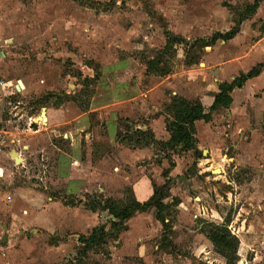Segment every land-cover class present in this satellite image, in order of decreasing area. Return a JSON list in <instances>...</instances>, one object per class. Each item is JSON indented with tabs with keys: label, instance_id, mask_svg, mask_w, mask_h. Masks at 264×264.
Wrapping results in <instances>:
<instances>
[{
	"label": "rangeland",
	"instance_id": "1",
	"mask_svg": "<svg viewBox=\"0 0 264 264\" xmlns=\"http://www.w3.org/2000/svg\"><path fill=\"white\" fill-rule=\"evenodd\" d=\"M252 5L253 0H0V80L23 82L4 101L3 145L11 146L14 134L27 128L45 136L33 139L23 162L0 171V247L9 248H0V264H225L213 247L203 259L192 257L198 255L195 247L205 245L198 235L209 233L218 216L222 221L215 226L238 240L236 264H264V131L253 141L243 139L244 131L239 143L231 137L230 113L216 114L211 132L202 131L206 141L220 130L224 154L236 156L235 146L242 153L236 162L215 163L223 174L202 173L206 153L174 156L144 137L154 145L148 164L124 150L132 148L128 139L143 145L130 132L156 110L173 117L168 100L205 103L244 62L258 59L264 1L257 10ZM229 33L239 36L211 43ZM123 109L133 113L116 120L115 147L107 143V124ZM254 124L264 128V118ZM65 134L75 140L72 167L56 164L55 148L69 154V139L57 137ZM135 162L137 168L152 165L145 173L159 190L178 196L177 207L168 198L161 210L172 230L154 219L134 223L128 233L121 224L111 228L117 221L103 208L113 202L130 209L128 182L138 175L127 164ZM174 162L178 168L170 166ZM180 177L189 183L178 182ZM44 210L47 216L40 214Z\"/></svg>",
	"mask_w": 264,
	"mask_h": 264
},
{
	"label": "crops",
	"instance_id": "2",
	"mask_svg": "<svg viewBox=\"0 0 264 264\" xmlns=\"http://www.w3.org/2000/svg\"><path fill=\"white\" fill-rule=\"evenodd\" d=\"M257 9H258V7H257ZM238 36L239 35L235 36L232 40L238 38ZM262 46L263 47H262L261 52L259 53L258 59H256V60L254 59V61H251V62H249L247 60V62L243 63V66H240L239 69H237L238 71L234 75H232L228 80H223L220 83L221 84H224V83L230 84L236 78H239L241 75H246L255 66L261 64L264 61V43L262 44ZM18 82H20L23 85L22 80H20ZM23 87H25V85ZM229 96L231 98V103H230L228 108L216 109L211 114V119L209 122L197 121L194 123L193 138L196 142L197 153H199L201 156H203L204 153H206V155H207L206 157H204L205 159H203V161L205 163L203 171H202L203 174H205V173L212 174L214 171L215 172L219 171V169L214 168L215 163L219 162L222 166H224L228 161L230 163L238 161V158H237L238 155L240 156L242 154V153L238 152V149H239V148H237L238 146H235L234 147L235 150H233L236 152V156L234 155V157H230V156L227 157L224 154V150H223L224 147L220 143L221 142L220 130L217 132V133H219V134H217L218 135L217 138L214 137V139L206 141L207 132L208 133L211 132V129H209L211 127L210 125H212V123L214 122L215 116L219 111L224 110L226 113H228V112L230 113V116H228V117H229V119H231V125L234 126V133L231 135V137H232V139H234L235 141H238L239 143H242L241 135H243L244 131L247 132V134L245 135V137L243 139L246 140V139L250 138L251 141H253L255 138H257V135H259V134H257V132L259 130H262V132L264 131L263 127H255V124H254L256 121H259V119L264 118V68L261 70V72L259 73L258 76L246 80L241 85V87L234 88L231 91V93L229 94ZM213 98L214 97H211V100L209 98V101L207 100V102H205V103L204 102H202V103L200 102V103L203 107L208 108L212 104ZM186 101L191 102L189 100H186ZM169 103H170V100H168L165 103V105H168ZM3 109H4V106L2 107L0 105V118H1V115L4 114ZM132 111H127V110L123 109L120 112H116V114L113 115L114 118L109 119V121H113V122L107 124V126H108L107 131L108 132H107V139L106 140H107V143L109 145H113L115 147L118 146L117 145V139L119 137L118 136L119 130L117 127L118 126L117 121H118V119L120 120L123 117H124V120L129 118L128 112L133 113ZM51 117H53V116H51ZM46 121H51L49 119V116L46 118ZM168 121H169L168 117L165 116V114L163 113V110L159 111V112L156 110L150 118H148L144 121L143 124L136 125L133 128V130L130 132V135H134V136L139 137L138 141H140V142H138V143H142L143 141L141 140V136H140V134L138 135L137 132H139V133L149 132L151 135L152 142L154 144H159V145L160 144H166L170 140V133L167 130ZM203 129H205L207 131L205 133V136H203L204 134L202 133ZM30 130H32V129L27 128L25 130V132H21L20 134H18V133L14 134L15 136H13V139H16V140H13L14 143H12L11 146L9 144H7V146L3 145L2 148L0 149V170H1V174H3V171L5 170L4 166H6L7 163H12V165H13V163L14 164L17 163L15 158L20 159L19 163L23 162V155L25 154L24 150L28 151V149L30 148L31 144L34 141L33 139H38V140L44 139L45 136H43L40 131L34 132V131H30ZM217 130H218V128H217ZM248 132L250 135L248 134ZM68 135L69 136H67V134H65L63 136L62 135L57 136L58 138L63 137L64 139H67V141L69 139V142H70L69 144H67V147H69V154L62 153L60 151V149L55 148V151H57V153H58L57 154L58 161L56 163L58 167H60L61 165H64V163L69 164L71 167L75 166L77 164V158L74 154V152H75V150H74L75 149L74 148L75 142L74 141L75 140H74V137L72 136V134H68ZM262 136L263 135H261V137ZM53 137H55V136H53ZM85 137H87L84 140L85 143L89 144L91 142V140H90L91 134L87 133L85 135ZM125 138H126V136H125ZM136 141L137 140L132 142V140L128 139V145L132 148H131V150H128V149H124V150L127 151V153L129 154L130 157H132L133 159H137L136 161L144 160V162L148 164L150 161L149 160L150 158H146L147 154L150 153L151 157L155 156L153 153L154 145L148 144V142L147 143L143 142L142 146L135 147V143H137ZM132 143H134V145H132ZM250 145H251V143L249 145H245L247 148V151L252 150V148H249ZM113 146H109L110 149H111V147L113 148ZM161 146H163V145H161ZM205 147H207V148H205ZM120 148H122V146ZM164 148H166V147H164ZM166 150L169 151L168 148H166ZM169 152H171L174 155V153L172 151H169ZM188 153L193 154L192 151L185 152V154H188ZM246 154L248 156H250L249 152H247ZM12 155L15 156V158L11 157ZM211 155H212V157H211ZM192 159L194 160V156ZM102 160H104V157H102L101 161ZM131 163H133V162H131ZM131 163L127 164L128 165L127 169L131 170L132 172L136 171L138 176L133 177V178L129 177L130 179H129L128 185H129V191L131 193L130 199H131V201H133L137 204H140V205L148 203V202H150V200L153 197L154 188H158L155 180H153V178L149 177V175L147 173H145V172H147L145 167L146 166L151 167L152 165H146L145 164L144 168H142L140 166L137 168V165L139 164V162L137 165L135 162V164H133V167L131 166ZM142 164H143V162H142ZM176 164L177 163L174 162V163H171L170 166L172 168H176V167L178 168V164L177 165ZM218 173L223 174L224 173L223 169H220V171ZM131 176H133V174H131ZM178 182L189 183V180L186 177H180L178 179ZM177 197L178 196H173V197L170 196L169 190L167 189V191L164 192V197L162 199V203L164 206H166L168 204V200H167V203L165 202L166 199L177 198ZM177 199H179V198H177ZM198 201H199V199H198ZM51 205H53V203H50L48 205V207H51ZM45 211L46 210L42 211V213H40V214H43V216H47L46 214H44ZM202 215L204 216V214H201V216ZM149 219L150 220H152V219L156 220L155 223L157 225L158 224L161 225V228L164 230L160 221L157 220V211L155 210L154 207H150L144 213L134 214L125 223L127 233L129 232V228L131 227V225H133L134 223L146 222V221H149ZM162 220L164 221V224L169 225L170 229L172 230V227H171V224H169V221L165 220L163 218V216H162ZM221 221H222V218L219 216L217 217L216 220H212V222L215 223L216 225H220ZM149 222H151V221H149ZM215 224H213V225H215ZM1 228L3 231L7 232L6 226L5 227L2 226ZM142 228L148 229L149 227L148 228L142 227ZM20 229H23V228H20ZM231 235H233V234H231ZM198 236L203 238V240L205 241V245H198L197 248L195 247V249L198 251V255L197 256L194 255L192 257L200 260V259H203L202 255L207 256L209 254L207 249L208 248L210 249V247L212 248V245L203 237L202 234H199ZM7 241H8L7 237L3 238V244L7 243ZM0 248L2 250H8L9 249L6 246L0 247ZM136 250L138 251V248ZM137 256L139 257L138 254H137ZM0 260L4 261L5 259L0 258ZM5 262H7V260ZM239 264H241V262Z\"/></svg>",
	"mask_w": 264,
	"mask_h": 264
},
{
	"label": "trees",
	"instance_id": "3",
	"mask_svg": "<svg viewBox=\"0 0 264 264\" xmlns=\"http://www.w3.org/2000/svg\"><path fill=\"white\" fill-rule=\"evenodd\" d=\"M263 0H253L252 9L256 10L258 5ZM235 34L229 33L224 36H214L211 39V43H215L217 40L228 41L234 37ZM264 68V63L255 66L251 71H249L246 75H241L238 79H235L230 84H221L218 87V94L214 96L212 104L210 107L205 108L201 105V103L196 102H188L186 100L175 99L170 101V103L166 106V110L172 108L173 117L169 118L167 124V130L170 133V140L163 147L169 149L174 154L178 152L184 153L187 151H192L193 153L197 152L196 142L193 138L194 135V123L197 121L209 122L211 119V114L218 108H228L231 103V98L229 94L234 88H239L241 85L248 79L256 77L259 75L261 70ZM137 134L141 137L148 138L149 141H152L151 135L149 132L139 133ZM144 142V140H142ZM148 141V142H149ZM164 197V192H161L158 188H154V194L150 202L145 204H137L133 201L130 202V209L118 208V205H111L109 202L107 203V207L105 209L108 214L113 217L114 221H117V224L111 222V228L118 227L121 224L120 231L123 232L125 230V223L136 213H144L150 207H154L157 211V220L160 221L163 228L166 229L164 221L162 220L161 210L166 209V206L163 205L162 199ZM172 203L176 206L179 201L176 198H172ZM106 203V202H105ZM114 204V203H113ZM89 209L94 211V207ZM120 209V210H119ZM209 233H203L204 237L208 240V242L212 245L213 251L215 254L224 259L225 264H236L237 259L235 257L236 250L238 246V240L230 237L229 233L226 229L215 226L211 224L209 226ZM96 236V231H93L90 238H94Z\"/></svg>",
	"mask_w": 264,
	"mask_h": 264
},
{
	"label": "built area",
	"instance_id": "4",
	"mask_svg": "<svg viewBox=\"0 0 264 264\" xmlns=\"http://www.w3.org/2000/svg\"><path fill=\"white\" fill-rule=\"evenodd\" d=\"M7 1V0H6ZM14 83V84H13ZM16 83V84H15ZM17 83L18 82H5L3 80H0V104L2 107L5 104V99L13 94V92H19L20 90L17 89ZM14 90V91H13ZM4 144V135L2 132H0V149ZM1 171V170H0ZM241 264H246L245 261H241Z\"/></svg>",
	"mask_w": 264,
	"mask_h": 264
},
{
	"label": "bare ground",
	"instance_id": "5",
	"mask_svg": "<svg viewBox=\"0 0 264 264\" xmlns=\"http://www.w3.org/2000/svg\"><path fill=\"white\" fill-rule=\"evenodd\" d=\"M16 161H19V158H15Z\"/></svg>",
	"mask_w": 264,
	"mask_h": 264
},
{
	"label": "water",
	"instance_id": "6",
	"mask_svg": "<svg viewBox=\"0 0 264 264\" xmlns=\"http://www.w3.org/2000/svg\"><path fill=\"white\" fill-rule=\"evenodd\" d=\"M14 155H15V154H14ZM11 157H14V158H15V156H13V155H12Z\"/></svg>",
	"mask_w": 264,
	"mask_h": 264
}]
</instances>
